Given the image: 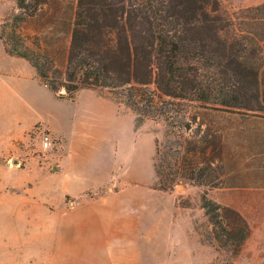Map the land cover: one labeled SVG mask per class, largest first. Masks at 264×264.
Instances as JSON below:
<instances>
[{
  "label": "trees",
  "instance_id": "16d2710c",
  "mask_svg": "<svg viewBox=\"0 0 264 264\" xmlns=\"http://www.w3.org/2000/svg\"><path fill=\"white\" fill-rule=\"evenodd\" d=\"M64 9L63 0H15V12L0 23L5 53L25 60L57 98L106 90L137 115L162 117L171 127L168 111L195 104L207 116L197 123L206 136L186 152L214 153L208 136L215 117L264 122V1L230 15L217 0H76L68 17ZM157 94L165 97L159 110ZM154 146L158 175L157 139ZM168 170L167 184L155 189L171 191L180 179L207 189L243 187L184 155ZM199 201L214 239L236 255L250 233L245 219L207 190Z\"/></svg>",
  "mask_w": 264,
  "mask_h": 264
},
{
  "label": "rangeland",
  "instance_id": "374dc122",
  "mask_svg": "<svg viewBox=\"0 0 264 264\" xmlns=\"http://www.w3.org/2000/svg\"><path fill=\"white\" fill-rule=\"evenodd\" d=\"M263 1L217 0L220 9L225 11L226 15ZM63 2L64 14L68 17L74 9L76 0ZM4 12L2 20L15 12V0H0V13ZM59 93H64V90H60ZM54 97L63 102L57 104L48 101L46 121L53 122L54 119L66 114L69 117L68 122L65 126L60 125L59 130H65L70 135L75 131L73 148L77 152L87 156L95 164H101L104 169L117 162L121 164V169L128 173L142 171L145 178L149 174H155L156 181L148 185L143 184L142 189H131L130 179L123 186L112 180L101 190L89 193L91 196L111 192L120 186L129 188L127 193L129 204H138L144 196L149 202L156 201L157 197L153 190L157 186L167 184L168 167L181 155L200 167L209 163L214 170L213 176L224 174L225 184L243 185L207 189L197 183L177 180L172 190L165 192L173 193L177 208L186 209H177L175 220L178 221L175 224L166 222L160 225L159 247L155 249L149 246V249H146L144 264H264V194L253 191L264 190L263 121L251 123L215 117L216 123L209 126L214 136H208L215 147L214 153H209V149L204 153L198 150L186 152L184 147H191L194 144L197 148L202 147L206 136L205 126L198 127L197 123L198 117L206 120L207 116H204L195 104H188L184 107L186 111L179 114H176V108L168 111V116H172L171 127L162 117L137 115L106 90L81 89L72 94L71 98L59 99L55 95ZM162 100H165V97L157 94L156 110L161 108ZM192 116H197L195 123L193 121L190 123ZM185 122L190 123L189 129L183 127ZM44 134L52 138V146L47 150L41 148ZM155 139L158 140L161 151L158 156V175L153 167ZM60 154V140L55 137L49 124L35 125L22 141L14 143L11 154L7 155L4 162L17 172L14 176L15 190L20 192L33 185L23 171L30 160L38 159V163L42 162L43 165L48 163L47 172H54V160ZM10 188V191L14 190L13 185ZM205 190L223 192L224 197L235 208L226 207L237 211L249 226V236L236 255L228 249L221 248L212 235L211 225L199 201L201 193ZM188 220H191V223ZM147 227L150 231L153 226L150 223ZM184 234H191V239H183ZM189 250L192 251V256L189 255Z\"/></svg>",
  "mask_w": 264,
  "mask_h": 264
},
{
  "label": "crops",
  "instance_id": "0c3cea01",
  "mask_svg": "<svg viewBox=\"0 0 264 264\" xmlns=\"http://www.w3.org/2000/svg\"><path fill=\"white\" fill-rule=\"evenodd\" d=\"M48 101L63 102L41 84L25 60L7 55L0 40V264H144L146 249L159 247L160 225L175 224L177 209L186 208H177L173 193L156 189V201L144 196L138 204H129V188L120 186L91 196L112 180L123 186L130 179L131 189H142L156 181L155 174L145 178L142 171L128 173L117 162L104 169L77 152L75 131L70 135L59 130L69 117L46 121ZM37 124H49L60 140L61 154L54 160V172H47L48 163L30 160L23 171L33 185L18 192L17 172L4 162L14 143ZM208 196L235 208L223 192L209 190ZM183 239H191V234Z\"/></svg>",
  "mask_w": 264,
  "mask_h": 264
},
{
  "label": "built area",
  "instance_id": "2783aa9c",
  "mask_svg": "<svg viewBox=\"0 0 264 264\" xmlns=\"http://www.w3.org/2000/svg\"><path fill=\"white\" fill-rule=\"evenodd\" d=\"M51 146H52V138L49 135L44 134L41 139V148L43 150H47L51 148Z\"/></svg>",
  "mask_w": 264,
  "mask_h": 264
}]
</instances>
